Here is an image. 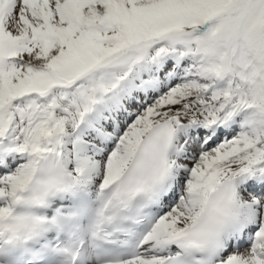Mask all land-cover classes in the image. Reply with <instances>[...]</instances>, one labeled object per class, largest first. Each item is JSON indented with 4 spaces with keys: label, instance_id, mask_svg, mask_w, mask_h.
<instances>
[{
    "label": "snow or ice",
    "instance_id": "1",
    "mask_svg": "<svg viewBox=\"0 0 264 264\" xmlns=\"http://www.w3.org/2000/svg\"><path fill=\"white\" fill-rule=\"evenodd\" d=\"M0 264H264V0H0Z\"/></svg>",
    "mask_w": 264,
    "mask_h": 264
}]
</instances>
